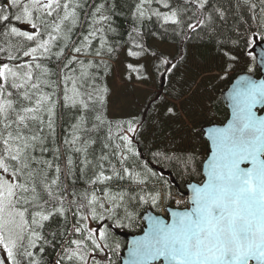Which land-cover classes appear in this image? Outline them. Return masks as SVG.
I'll use <instances>...</instances> for the list:
<instances>
[{
    "label": "snow or ice",
    "instance_id": "1",
    "mask_svg": "<svg viewBox=\"0 0 264 264\" xmlns=\"http://www.w3.org/2000/svg\"><path fill=\"white\" fill-rule=\"evenodd\" d=\"M124 2L132 27L118 41L120 0H0V264H115L121 245L113 229L138 219L147 226L124 264H264V80L236 81L231 119L208 130L206 155L194 144L153 153L178 174L201 177L187 185L183 208L180 200L175 208L170 203L180 195L170 181L137 163L145 123L108 118L104 82L124 45L129 57L154 58L153 72L177 69V57L143 43L142 28L153 20L185 41L207 36L227 73L241 59L237 52L254 37L264 40V0H236L235 9L256 22L246 39L238 29L235 37L221 31L234 11L231 0L228 8L219 0ZM127 68L129 80L131 73L149 79L145 65ZM68 113L72 122L58 139ZM176 114L166 106L152 123ZM101 132L97 155L93 134ZM165 204L166 217L138 213Z\"/></svg>",
    "mask_w": 264,
    "mask_h": 264
},
{
    "label": "trees",
    "instance_id": "2",
    "mask_svg": "<svg viewBox=\"0 0 264 264\" xmlns=\"http://www.w3.org/2000/svg\"><path fill=\"white\" fill-rule=\"evenodd\" d=\"M128 2H131V0H128ZM212 2L215 4L217 0H212ZM120 3L123 5L124 14L114 18V26L117 28L119 35L113 39L123 41L128 39L127 34L131 30L132 21L127 15V4L124 0H120ZM219 3H222L225 8L229 7V0H219ZM235 3L236 0H231L234 11L230 10L231 14L229 15L228 25L222 28L221 31L226 37H235L238 29L239 34L246 39L251 36L252 30L256 29V22L251 19V13L246 9H235ZM18 26L21 27L22 24ZM81 31H83V28L78 30L77 37H74V39L79 37ZM142 33L143 43L157 53H159V51L152 48L150 44L153 41L174 45L177 49L176 56L174 57H177L178 67L170 74L161 75L152 70L151 65L154 58L147 56L136 59L128 56L130 59L128 64L137 63L135 65H145L141 62L142 60L149 59L151 61L148 75L149 77H153L155 85L154 93L145 100L142 109L133 116L141 119L148 129L146 133H142L141 138L135 144L137 151L140 153L137 163L149 164L158 173L162 174L165 180L171 182L173 192L184 194L187 185L189 183H198L201 177L199 175L188 176L187 174H178V170H174L164 162L157 163L153 153L157 150L172 148L173 146L176 148H189L194 144L202 155L207 154L208 145L203 139L202 129L212 124L222 125L228 120V111L222 104L220 96L221 93L228 88L234 77L244 73L259 77L256 62L252 59L254 56L250 51L254 46V38H257L258 41L264 40L260 39L259 36L254 37L252 45L243 51L237 52V55L241 57L240 61L233 65L230 71L223 73V62L216 54L215 43L203 34L200 36L193 34L190 40L185 41L182 37L177 36L171 29L165 30V28L161 27L155 20L148 22L146 26L142 28ZM127 47L128 45H124V47L120 49L119 54L109 61L111 68L108 75L104 78V82L109 89L110 80L114 75L113 65L119 61L122 52L127 53ZM243 47L242 40L241 48L243 49ZM182 53L185 55V59L183 62H180L179 56ZM248 68H251L252 71L249 72ZM161 72H163V69H161ZM128 75L129 70L126 68L124 79L127 83H144L146 81L137 80L136 74L131 73L134 80L132 81V78L130 80L127 78ZM221 75L224 76L223 79L219 78ZM110 96L111 90L107 107V116L110 120L123 121L133 118H110L108 115ZM172 105L175 106L177 113L174 117L161 118L159 125L152 123L156 118L157 111L162 117L166 106ZM61 112L63 113V110H61ZM191 114H195L196 118H192L190 116ZM182 117L187 118L182 119ZM71 122L72 113L63 116L59 121L57 129L58 139L64 135V129L68 128ZM191 126H195L196 137L194 140L191 135ZM93 135L98 136V141L93 145V148L96 150V154L99 155L105 133L101 132ZM78 186L84 187L83 183L79 181ZM170 203L173 205L172 200ZM167 207V204L162 205L160 209H151L145 206L139 209L138 213L140 216H144L147 211H151L153 214L160 216L161 210ZM115 231L137 236L142 234L143 222L138 219L137 222L131 226L113 229V236L121 245L116 254L118 258L115 260V264H120L119 257L123 253L126 243L114 234Z\"/></svg>",
    "mask_w": 264,
    "mask_h": 264
},
{
    "label": "rangeland",
    "instance_id": "3",
    "mask_svg": "<svg viewBox=\"0 0 264 264\" xmlns=\"http://www.w3.org/2000/svg\"><path fill=\"white\" fill-rule=\"evenodd\" d=\"M21 29L29 30V26L22 24ZM150 44L152 48L159 51V53L166 54L170 58L176 56L177 49L174 45L162 44L155 41ZM129 62L130 59L126 53L122 52L119 61L113 65L114 75L109 83L111 96L109 98L108 110V115L112 119H126L135 116L142 109L145 100L155 91L154 79L152 76L144 83H127L125 81L124 75ZM141 62L145 64L149 71L151 61L149 59H144ZM132 64L135 65L137 63ZM132 81H134L133 77ZM190 116L193 118L195 114H191ZM183 118L187 117H182V119ZM172 201L174 202L176 200ZM181 207H183V205H181Z\"/></svg>",
    "mask_w": 264,
    "mask_h": 264
},
{
    "label": "water",
    "instance_id": "4",
    "mask_svg": "<svg viewBox=\"0 0 264 264\" xmlns=\"http://www.w3.org/2000/svg\"><path fill=\"white\" fill-rule=\"evenodd\" d=\"M250 53L255 57L256 68L259 71V77H256V76L251 75V74H246V73L239 74L232 79L228 88L221 93L220 99H221L222 104L224 105V107L228 111V120L222 125L212 124V125L205 126L202 129L203 139L207 143L208 149H210V144H211V142L208 138V130L213 128V127H223L231 119V102L229 99V95H230V92H231L232 88L234 87L236 81L239 80L241 77H250L251 79L256 80V81L264 80V63L261 62L262 60H264V41H258L257 38H254V46L252 47ZM172 182H173V180H172ZM191 184H197V183H191ZM188 195H191V193H190V191H187V187H186V192L184 194H180V196L187 198ZM149 215H155V214H153L151 211H147L146 214L144 215V217H147ZM146 226H147V222L143 221V230ZM114 234L118 238H120L126 242V247H125L123 253L119 257V263L124 264V260H126L128 258V247L131 245V242L134 239L143 235V231H142V234L137 235V236L127 235L126 233H120L117 231H115Z\"/></svg>",
    "mask_w": 264,
    "mask_h": 264
},
{
    "label": "built area",
    "instance_id": "5",
    "mask_svg": "<svg viewBox=\"0 0 264 264\" xmlns=\"http://www.w3.org/2000/svg\"><path fill=\"white\" fill-rule=\"evenodd\" d=\"M177 200H180L181 201V204L180 205H183L186 203V198H179Z\"/></svg>",
    "mask_w": 264,
    "mask_h": 264
}]
</instances>
